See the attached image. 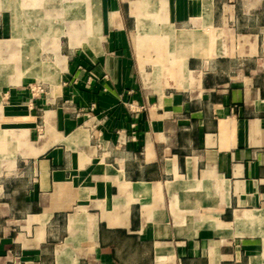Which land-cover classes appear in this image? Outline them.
Returning a JSON list of instances; mask_svg holds the SVG:
<instances>
[{
	"label": "crops",
	"instance_id": "1",
	"mask_svg": "<svg viewBox=\"0 0 264 264\" xmlns=\"http://www.w3.org/2000/svg\"><path fill=\"white\" fill-rule=\"evenodd\" d=\"M6 72L0 264H264V0H0Z\"/></svg>",
	"mask_w": 264,
	"mask_h": 264
},
{
	"label": "built area",
	"instance_id": "2",
	"mask_svg": "<svg viewBox=\"0 0 264 264\" xmlns=\"http://www.w3.org/2000/svg\"><path fill=\"white\" fill-rule=\"evenodd\" d=\"M30 90L34 95L45 91L44 87L42 85L37 84V83L30 84ZM131 106L134 107L133 105H131Z\"/></svg>",
	"mask_w": 264,
	"mask_h": 264
},
{
	"label": "rangeland",
	"instance_id": "3",
	"mask_svg": "<svg viewBox=\"0 0 264 264\" xmlns=\"http://www.w3.org/2000/svg\"><path fill=\"white\" fill-rule=\"evenodd\" d=\"M6 74H8V72H6L5 75H4L3 77L0 76V80H5L6 78L4 79V77L6 76Z\"/></svg>",
	"mask_w": 264,
	"mask_h": 264
}]
</instances>
